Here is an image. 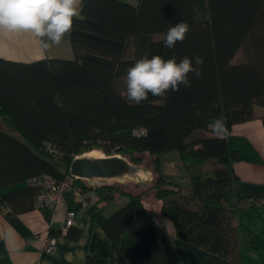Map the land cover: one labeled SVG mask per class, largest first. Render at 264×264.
Instances as JSON below:
<instances>
[{"label": "trees", "instance_id": "trees-1", "mask_svg": "<svg viewBox=\"0 0 264 264\" xmlns=\"http://www.w3.org/2000/svg\"><path fill=\"white\" fill-rule=\"evenodd\" d=\"M133 2L82 0L69 36L71 59L0 58V114L12 131L0 127V205L14 214L33 209L41 187L32 180L45 174L63 178L84 151L129 156L133 164L141 161L139 153L149 152L154 181L144 190L86 184L97 197L92 221L112 249L127 264H173L165 231L143 202L152 192L177 238L243 264L245 253L263 242L238 220L233 163L240 156L227 136L233 124L254 117L255 106L264 108V0ZM180 21L189 24V33L174 49L165 48L164 33ZM145 54L178 62L199 56L203 75L190 74L191 87L169 92L166 100L149 94L142 104H132L124 95V78ZM216 118L225 121L219 134L209 127ZM170 150L179 153L188 189L160 171L159 155ZM115 197L127 200L103 215L101 206ZM263 200L264 192L256 193L248 204ZM78 234L67 232L74 239ZM84 264H92L91 257Z\"/></svg>", "mask_w": 264, "mask_h": 264}, {"label": "crops", "instance_id": "crops-1", "mask_svg": "<svg viewBox=\"0 0 264 264\" xmlns=\"http://www.w3.org/2000/svg\"><path fill=\"white\" fill-rule=\"evenodd\" d=\"M125 1L134 3L133 0ZM0 58L9 63L43 58L71 59L73 51L69 36L60 45L44 50L30 32L0 31ZM9 63L4 65L11 67ZM254 114L248 120L233 124L227 136L229 146L240 156L233 163V171L237 176L233 188L239 204L238 220L254 231L263 242L260 249L245 253L243 264H264V200L248 204L252 195L264 192V127L261 119L264 108L255 106ZM0 127L12 133L2 114ZM121 198L123 205L127 199ZM153 201L154 206L146 205V208L165 231L173 264H239L177 238L172 222L160 210L159 201ZM92 203L93 200L80 196H68L57 206L46 209L49 218L44 210L36 206L29 211L14 214L6 205H0V264H30L34 261L40 264H84L88 256L92 264H127V257L115 252L101 227L93 223ZM106 205L108 203L101 206V213L106 216L118 208L114 207L104 213ZM69 211L73 212V222L64 228L65 216ZM75 229L78 230V237H68V230ZM46 234L56 237L54 251L50 253L42 251L40 247V238Z\"/></svg>", "mask_w": 264, "mask_h": 264}, {"label": "clouds", "instance_id": "clouds-1", "mask_svg": "<svg viewBox=\"0 0 264 264\" xmlns=\"http://www.w3.org/2000/svg\"><path fill=\"white\" fill-rule=\"evenodd\" d=\"M82 0H0V31L30 32L38 39L42 49L58 46L73 30L74 19L81 15ZM190 31L184 21L171 24L163 35V46L174 49ZM203 59L185 56L165 59L161 55L147 54L137 59L126 71L125 97L140 105L151 94L167 99L169 92H179L181 86L191 87L190 74L203 75ZM209 127L219 134L224 130L223 118L214 119Z\"/></svg>", "mask_w": 264, "mask_h": 264}, {"label": "rangeland", "instance_id": "rangeland-1", "mask_svg": "<svg viewBox=\"0 0 264 264\" xmlns=\"http://www.w3.org/2000/svg\"><path fill=\"white\" fill-rule=\"evenodd\" d=\"M98 151V153L104 154L99 149H94ZM90 150L84 151L79 155L87 154ZM120 155V154H119ZM141 156V161L138 163H134L143 170V172L137 175H125L117 179H102L100 182H108L113 183L121 187V189H128L132 191H142L146 188L147 184L154 181V174H153V165L152 159L153 155L149 152H141L139 153ZM78 156V155H77ZM122 156V155H121ZM127 160L130 161L129 156H123ZM51 161L58 167L60 170L64 169L63 163L56 159L52 158ZM159 168L161 173L163 174L164 178L167 180L176 183L179 187L183 189H188L190 186V178L189 175L183 165V162L179 156V153L176 150H170L163 152L159 155ZM155 199L154 194L149 192L147 196L143 198L144 204L154 206L153 200ZM123 198L115 197L112 201L103 208L104 213H107L109 210L114 209V207H120L122 205ZM155 207H152L154 209ZM117 209V208H116ZM114 211V210H113Z\"/></svg>", "mask_w": 264, "mask_h": 264}, {"label": "built area", "instance_id": "built-area-1", "mask_svg": "<svg viewBox=\"0 0 264 264\" xmlns=\"http://www.w3.org/2000/svg\"><path fill=\"white\" fill-rule=\"evenodd\" d=\"M91 180L100 182L99 178L84 179L66 174L63 178H55L51 175L45 174L39 178L32 180L35 184H39L41 189L36 195L35 206L39 209H48L57 206L65 200L68 196H80L89 200L96 199V194L87 185H93ZM87 184V185H86ZM73 222V212L69 211L65 216L64 228H68ZM41 250L45 252H53L56 245V237L51 234H46L40 238ZM30 264H40L34 261Z\"/></svg>", "mask_w": 264, "mask_h": 264}, {"label": "water", "instance_id": "water-1", "mask_svg": "<svg viewBox=\"0 0 264 264\" xmlns=\"http://www.w3.org/2000/svg\"><path fill=\"white\" fill-rule=\"evenodd\" d=\"M69 173L84 179H117L137 175L140 168L119 154L78 155L69 164Z\"/></svg>", "mask_w": 264, "mask_h": 264}, {"label": "bare ground", "instance_id": "bare-ground-1", "mask_svg": "<svg viewBox=\"0 0 264 264\" xmlns=\"http://www.w3.org/2000/svg\"><path fill=\"white\" fill-rule=\"evenodd\" d=\"M85 155H89V156H102L101 153H98V151L96 150H90L87 154Z\"/></svg>", "mask_w": 264, "mask_h": 264}]
</instances>
